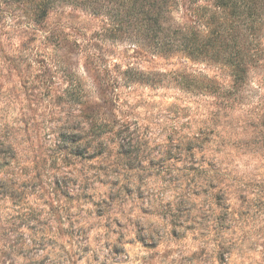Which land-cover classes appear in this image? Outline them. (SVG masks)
Returning a JSON list of instances; mask_svg holds the SVG:
<instances>
[{
  "label": "clouds",
  "instance_id": "1",
  "mask_svg": "<svg viewBox=\"0 0 264 264\" xmlns=\"http://www.w3.org/2000/svg\"><path fill=\"white\" fill-rule=\"evenodd\" d=\"M0 264H264V0H0Z\"/></svg>",
  "mask_w": 264,
  "mask_h": 264
}]
</instances>
